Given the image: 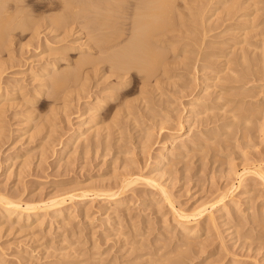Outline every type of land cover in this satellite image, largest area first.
I'll use <instances>...</instances> for the list:
<instances>
[{"label":"rangeland","instance_id":"1","mask_svg":"<svg viewBox=\"0 0 264 264\" xmlns=\"http://www.w3.org/2000/svg\"><path fill=\"white\" fill-rule=\"evenodd\" d=\"M182 1L192 7L187 12L192 18L180 13L188 11L179 8ZM230 1L234 0H176L179 12L173 22L179 24L169 40L176 45L168 41L155 45L164 61L149 82L146 73L135 70L123 74L125 81L116 79L114 52L103 54V42L93 44L100 35H92V29L74 25L52 32L46 20L65 10L55 0H29L12 14L24 20L29 15L24 23L31 24L23 26L25 32L18 28L11 47L0 46V111L4 112H0V193L22 195L25 202L39 205H50L61 195L79 197L61 217L49 210V215L34 213L32 220L18 224L4 216L0 264H264V180L257 177L264 169V0H235L238 12ZM184 14L191 19L196 15V21L183 18ZM1 16L0 25L6 21ZM180 16L188 21L181 22ZM180 22L186 23L185 30ZM38 25L41 35L32 40V29ZM112 31L103 34H121L119 42L129 37L128 32ZM120 44L116 49L125 43ZM242 50L247 56L244 62ZM83 58L90 61L80 70ZM225 60L230 63L229 76L221 75L224 82L201 93L202 75H212L209 69L203 74L197 70L212 64L222 70ZM248 60H253L251 65ZM52 65H57L54 73L46 74ZM53 77L69 79L63 84L64 93L58 92L59 99ZM112 87L118 88L115 97H110ZM198 95L202 102L191 106ZM97 100L102 101L100 108ZM192 110L195 119L189 117ZM86 121L97 131L96 137L90 136L87 148L77 143L75 150H65L69 139L83 132L79 126ZM184 138H189L188 145ZM160 156L168 159L162 170L154 168ZM132 174L155 181L122 191L117 206L116 196H94L96 189L124 185ZM202 205L208 210L200 215ZM38 216L44 219L40 228L34 226ZM181 216L195 222L192 232L184 230L187 219ZM66 253L75 257L65 259Z\"/></svg>","mask_w":264,"mask_h":264},{"label":"bare ground","instance_id":"2","mask_svg":"<svg viewBox=\"0 0 264 264\" xmlns=\"http://www.w3.org/2000/svg\"><path fill=\"white\" fill-rule=\"evenodd\" d=\"M0 1H2L1 3H3V5L1 4L0 5V16L1 15H4V17L6 18V21H5V23L3 22V19H1V21L3 22V24H1L0 25V46H2V47H5V46H12L13 44H14V42H15V40H17V39H14L12 36L13 35H15L16 33V31L18 30V28L21 30L22 29V31H24L25 29H27V27L26 28H24L23 26H25L26 25V23H24L25 21H27V17L26 16H28L29 17V15H26L25 16V14H24V11H23V13L22 14H24V16H25V20H24V18H23V16L21 17V15H20V17L18 16V17H14L12 14H14V12H20L21 11V9L22 8H25L26 7V5H28L30 2H29V0H0ZM51 1V0H50ZM58 1V2H57ZM55 0V3H57V4H59V5H62L63 6V8H65V10H63V15L62 16H58V17H55L54 19H51V21H47L46 19V24L48 23V25H50V27H49V29H51V31L52 32H55L56 30H54L55 28L57 29V30H62L63 28H65V30L66 29H68V28H70L69 26H74V25H76V26H78L79 28H83V30L84 29H92L91 30V33H92V31H93V33H92V35L94 34V35H96V34H99V35H97V37L99 36V39H97V40H95V42L96 43H93L94 45H96V47L97 46H101L102 45V47H100V48H102L103 50H101L102 52L103 51H105V52H108V51H112V52H114V55H113V57H109L110 55H108V53H107V55H108V58L107 59H111L113 62V66H112V69H116V71H118V73L117 72H113V73H117V74H119L118 76H117V78L116 79H118L119 81H125V80H123V79H125V77H124V75L123 74H125V73H130L132 70L134 71H137L139 74L140 73H146L147 75H145V77L147 76V78H146V81H148V80H150V79H152V78H155V75H157L156 73H158V71L155 69L156 68V66L158 67V65L159 64H161V62H163L162 61V53H161V55L162 56H160V54H158V52H160V49L158 50V51H156L155 52V49H156V47L157 46H155V45H158V43H159V45L160 44H162V43H166V41H168V43H173V44H175L173 41H171V42H169V40H170V38H171V35H174L175 33L173 32V27L174 28H176V26L179 24V22L177 23V25L175 26V22H173L174 21V18H175V15H178V14H174V13H178L179 12V10L177 9V7H176V9H177V11L175 10V6H178V5H176L177 3H176V0ZM226 1V0H225ZM183 2V1H182ZM221 2H224V1H221ZM231 2V1H230ZM234 2V3H233ZM233 2H231V4L233 3V7H232V9L233 10H237L236 8H238L237 7V1L235 2V0L233 1ZM239 2V1H238ZM28 3V4H27ZM179 3V2H178ZM226 3H228V2H225V4L224 5H226ZM25 4V7L23 6ZM180 4V3H179ZM183 6H179V8L181 9L182 7L184 8V10H185V8L186 9H188V7H190V6H188L189 4H188V2H186V1H184L183 2ZM229 4V3H228ZM227 4V5H228ZM239 4V3H238ZM50 5V4H49ZM227 5L224 7L223 5V7L224 8H226L227 7ZM61 6V7H62ZM32 8V7H31ZM182 8V9H183ZM192 7H190V9H191ZM232 9H230V10H232ZM23 10V9H22ZM192 10V9H191ZM239 10V9H238ZM238 10H237V12H238ZM182 12H189V9H188V11H181L180 13H182ZM191 12V11H190ZM233 12V11H232ZM16 13V14H17ZM180 13H179V15H180ZM192 13V12H191ZM183 14V13H182ZM188 15H190V17L192 18L193 16H192V14H190V13H187ZM12 15V16H11ZM18 15V14H17ZM125 16V17H124ZM182 16V15H181ZM180 16V19L183 17H188L187 15H185L184 14V16H182L181 17ZM3 17V18H4ZM174 17V18H173ZM190 17H188L190 20V22H193V20H195V18H196V15H194V19H191ZM0 18H2V16L0 17ZM31 18V17H30ZM28 19L29 21L31 20V19ZM33 18V17H32ZM182 18V19H183ZM38 19V18H37ZM179 18H178V20H180ZM180 20L181 22L183 21H185V22H187L188 21V19H183V20ZM5 20V19H4ZM39 20V19H38ZM177 20V21H178ZM187 20V21H186ZM192 20V21H191ZM205 20V19H204ZM32 21V20H31ZM176 21V20H175ZM196 21V20H195ZM34 22V21H33ZM180 22V28H183L182 27V25H184L185 26V24H183V23H181ZM15 23H18L19 24V26H17ZM194 23V22H193ZM196 23V22H195ZM202 23H203V20H202ZM29 25L31 24L30 22L28 23ZM41 24V23H40ZM45 24V25H46ZM204 24V23H203ZM203 24H202V26H203ZM16 25V26H15ZM29 25H26V26H29ZM47 25V26H48ZM174 25V26H173ZM33 26H34V24H33ZM36 26V25H35ZM32 27V26H31ZM38 28L36 29H32V30H34L33 32L30 30V27H28L29 28V30L33 33V35H32V40L33 39H39V35H41L40 34V32H39V30L41 29L40 27V25H38L37 26ZM51 27H53V28H51ZM66 27H68V28H66ZM77 27V28H78ZM179 27V26H178ZM191 27V26H190ZM34 28V27H33ZM72 28V27H71ZM186 28V27H185ZM192 28V27H191ZM173 29V30H172ZM184 29V28H183ZM187 29V28H186ZM72 30V29H71ZM71 30H70V35H71ZM88 30V31H89ZM108 30H113L114 31V33L116 32V33H121L122 32V34L123 33H125V32H128L129 33V35H126V36H129L128 38L126 37V36H123V37H125V38H127V39H125L124 40V42L123 43H125L123 46H121V44H123L122 42H119V40L120 39H122V37H120L121 36V34H117L118 36L117 37H113V35L112 34H110V35H112L111 37H108V35L106 36H104V32L106 31V32H108ZM172 30V31H171ZM179 30V29H178ZM185 30V29H184ZM184 30H182V31H184ZM189 30V29H188ZM68 31V30H67ZM112 31V32H113ZM181 31V30H180ZM25 32V31H24ZM57 32V31H56ZM55 32V33H56ZM171 32H173L174 34H171ZM43 33V32H42ZM90 33V34H91ZM104 33V34H103ZM183 33H185V32H183ZM52 34V33H51ZM195 34V33H194ZM204 34H206V33H204ZM43 35V34H42ZM56 35V34H55ZM76 35V34H75ZM80 35V34H79ZM102 35V36H101ZM178 35V34H177ZM180 35V34H179ZM182 35V34H181ZM203 35V34H202ZM60 36V35H59ZM66 36H67V34H66ZM65 36V37H66ZM91 36V35H90ZM115 36V35H114ZM246 36V35H245ZM56 37V36H55ZM69 37V36H68ZM96 36H95V38H97ZM174 37H176V36H174ZM67 38V37H66ZM173 38V37H172ZM31 39V38H30ZM56 39H57V37H56ZM69 39V38H68ZM93 39V38H92ZM174 39V38H173ZM245 39V38H244ZM243 39V40H244ZM20 40V39H19ZM32 40H30V42H32ZM42 40V39H41ZM67 40V39H66ZM90 40H91V38H90ZM123 40V39H122ZM246 40V39H245ZM245 40H244V42H245ZM34 42V41H33ZM32 42V43H33ZM93 42V41H92ZM101 42H103V44L101 43ZM194 41H192V43H193ZM21 43V42H20ZM31 43V44H32ZM43 43V42H42ZM41 43V44H42ZM56 43V42H55ZM66 43V42H65ZM97 43H98V45H97ZM99 43H101V45H99ZM120 44V46L122 47V48H117L119 51H117V53H116V51H114L113 49H115V50H117L116 49V47H119L118 45ZM243 43V42H242ZM16 44V43H15ZM52 44V43H51ZM76 44V43H75ZM247 44V43H246ZM17 45V44H16ZM30 45V44H29ZM71 45V44H70ZM82 45V44H81ZM176 45V44H175ZM174 45V46H175ZM195 45H196V43H195ZM252 45V44H251ZM26 46V45H25ZM45 46V45H44ZM80 46V45H79ZM85 46V45H84ZM92 46V45H91ZM91 46H89V49L91 50L92 48H91ZM170 46V45H169ZM173 46V45H172ZM171 46V47H172ZM174 46H173V48H174ZM203 46V45H202ZM201 46V47H202ZM249 46V45H248ZM1 47V48H2ZM22 47H24V46H21V48ZM155 47V49H153ZM159 47V46H158ZM251 47V46H250ZM249 47V48H250ZM6 48V47H5ZM48 48V47H47ZM87 48H88V46H87ZM161 48V47H160ZM199 48V47H198ZM206 48V47H205ZM244 48V47H243ZM158 49V48H157ZM156 49V50H157ZM172 48H170V50H171ZM204 49V48H203ZM88 50V49H87ZM86 50V51H87ZM6 52V51H5ZM101 52V53H102ZM105 52H103V54L105 53ZM204 52V51H203ZM9 53V52H8ZM193 53V52H192ZM11 54V53H10ZM109 54H111V52L109 53ZM1 55H2V52H1ZM106 55V54H105ZM106 55V56H107ZM213 55H214V53H213ZM212 55V56H213ZM106 56H105V59H106ZM204 56H206V55H204ZM215 56V55H214ZM1 57V56H0ZM242 60H243V62L246 60V58H247V56H246V54H245V52H244V50H242ZM87 58V57H86ZM163 58H164V56H163ZM221 58V57H220ZM104 59V60H105ZM107 59L105 60V61H107ZM109 59V60H110ZM166 59H167V57H166ZM197 59H198V57H197ZM202 59H204V57L202 58ZM216 59V58H215ZM219 59V58H218ZM1 60V59H0ZM3 60V59H2ZM83 60V62H79L80 63V65H78V66H80L78 69H80V70H82V69H85V67L84 68H82L81 69V67L82 66H84L85 64H86V62L87 61H90L89 60V58H88V60L86 61H84V58L82 59ZM103 60V61H104ZM111 60L109 61V62H111ZM195 60V59H194ZM199 60H201V59H199ZM212 60H213V58H212ZM4 61V60H3ZM97 61V60H96ZM95 61V62H96ZM102 61V62H103ZM104 61V62H105ZM211 61V60H210ZM227 61V62H226ZM229 60H225V63H227L226 65H225V67H222V70L220 69H215V67H213L212 65H214V64H212V65H210V66H202L201 65V67H200V69H198L197 71L199 72V73H202L203 72V70L205 69L206 71L209 69V71H211L210 73H211V77L209 78H207L206 77V75H202V78H201V85H200V91H201V93L203 92V93H205V94H208V90H210L211 88H217V85L220 83H222V80H223V78L221 77V75L222 76H224V74H228V72H231V70H230V66H228V64H230L229 62H228ZM251 61V60H250ZM253 61V60H252ZM251 61V62H252ZM257 61V60H256ZM94 62V63H95ZM99 63H100V61H98ZM98 62H96L97 64H99ZM247 62H249V60L247 61ZM246 62V63H247ZM251 62H249L248 64H250ZM258 62V61H257ZM93 63V62H92ZM90 64V63H89ZM108 64V63H107ZM192 64H193V61H192ZM252 64H254V66H255V61H254V63H252ZM88 65V64H87ZM92 65H94V64H92ZM91 65V67H93ZM109 65H110V67H111V63H109ZM166 65V64H165ZM251 65V64H250ZM249 65V67H252V66H250ZM56 66L57 65H52L51 67H47L46 69H45V71H46V74H48V75H51V74H53L54 73V70H55V68H56ZM86 66V65H85ZM89 66V65H88ZM96 66V65H95ZM161 66H163V63L161 64ZM167 66V65H166ZM169 66H171V65H169ZM168 66V67H169ZM219 66V65H218ZM253 66V67H254ZM87 67V66H86ZM114 67V68H113ZM217 67V66H216ZM207 68V69H206ZM218 68V67H217ZM220 68V67H219ZM254 68H256V66L254 67ZM254 68H252V69H254ZM114 69V70H115ZM169 69V68H168ZM2 70V69H1ZM113 70V71H114ZM245 70V69H244ZM251 70V69H250ZM247 71H248V69H247ZM252 71V70H251ZM73 72V71H72ZM79 72V71H78ZM101 72V71H100ZM208 72V71H207ZM198 73V74H199ZM236 73V72H235ZM235 73H234V75H235ZM245 73V72H244ZM243 73V74H244ZM247 73V72H246ZM248 73H250V71H248ZM142 74V75H143ZM203 74V73H202ZM1 75V74H0ZM94 76H95V74H93ZM126 75V74H125ZM165 75V74H164ZM209 76V75H208ZM227 76H229V74L227 75ZM104 77V76H103ZM195 77V76H194ZM234 77H236V76H234ZM0 78H1V76H0ZM55 77H53V80L52 81H54L55 82V84L54 85H52L53 87H55V89L54 90H56L55 92H57V93H55V95H56V97H57V94H58V92L61 94V93H64L63 92V90L64 89H66V86H65V88H64V86H63V84L64 83H66L67 82V80H69V79H64L65 77H61V78H55ZM67 78V77H66ZM114 78V79H115ZM144 78V77H143ZM200 78V77H199ZM224 78H225V76H224ZM238 78V77H237ZM236 78V79H237ZM51 79H52V77H51ZM105 79V78H104ZM128 79V78H127ZM44 80V79H43ZM46 80H49V79H46ZM65 80H66V82H65ZM225 80V79H224ZM224 80H223V82H224ZM228 80H230L229 79V77H228ZM238 80V79H237ZM42 81V80H41ZM40 81V82H41ZM51 81V80H50ZM49 81V82H50ZM107 81V80H106ZM117 81V80H116ZM197 81V80H196ZM207 81H212L211 82V85H208L207 83ZM232 81H235V79L234 80H232ZM44 83H46V85H47V81L45 82V81H43ZM74 82H75V80H74ZM141 82V81H140ZM149 82V81H148ZM226 82V81H225ZM1 83V82H0ZM122 83V82H121ZM146 83V82H145ZM2 84V83H1ZM52 84V83H51ZM124 84V83H123ZM123 84H121V85H123ZM48 85H49V83H48ZM119 85V84H118ZM116 86H117V84H116ZM48 87V86H47ZM113 88V87H112ZM147 88V87H146ZM24 89V88H23ZM120 89V88H119ZM117 90H118V88L117 87H114L113 89H111V91L110 92H112L111 93V95H110V97H115L116 95H117ZM65 91V90H64ZM145 91V90H144ZM2 85H0V97L2 96ZM102 93H103V91H102ZM14 94V93H13ZM37 96V95H36ZM199 97L198 98H196V99H194L192 102H191V106H195L197 103H200V102H202V99H203V97H201L200 95H198ZM60 97V96H59ZM109 97V98H110ZM55 98V97H54ZM58 98V97H57ZM192 98V97H191ZM219 98V97H218ZM59 99V98H58ZM57 100V99H56ZM108 100V99H107ZM106 100V101H107ZM144 100V99H143ZM192 100V99H191ZM3 103V102H2ZM96 108H100L101 107V104H102V101H99V100H97L96 102ZM8 106V105H7ZM10 107H12V106H10ZM193 108V107H192ZM224 108V107H223ZM8 109H10V108H8ZM194 109H195V107H194ZM3 109H1V111H2ZM99 110V109H98ZM207 110L208 109H206V110H204V113H206L207 112ZM0 111V112H1ZM4 112L2 111V113H1V115L3 114ZM191 114L189 115V117L192 119H195V112H194V110H192L191 112H190ZM204 113H202L204 116H205V114ZM117 115V114H116ZM97 118H98V116H97ZM92 122V121H91ZM194 122V121H193ZM91 123H90V121L88 122V121H86V122H84L82 125H80L79 126V128H80V130L81 131H83V132H81V133H79V134H75L74 136H72L70 139H69V141H68V143H67V145H66V147H65V150H75L76 149V146L74 147V145L75 144H77V143H81V145L82 146H80V147H84V148H87V146H89L90 145V143L92 142V141H90L89 140V138H90V136L93 134V136L95 135V137H96V132L94 131V129H92L93 127L90 125ZM91 126V127H90ZM76 131V130H75ZM99 136V135H98ZM96 139V138H95ZM171 139V138H170ZM182 139V138H181ZM183 141V140H182ZM189 141V138L188 139H186L185 140V138H184V141H183V143H185V144H187L186 142H188ZM171 142V141H170ZM180 142V141H179ZM190 142V141H189ZM172 143V142H171ZM181 144V143H180ZM184 145V144H183ZM188 145V144H187ZM184 148V147H183ZM83 149V148H82ZM187 149V148H186ZM84 150L85 149H83V152H84ZM82 151V150H81ZM85 151H87V149L85 150ZM178 152V151H177ZM85 153H87V152H85ZM72 155V154H71ZM71 155H69L68 156V158L67 159H71ZM73 158V157H72ZM167 161H168V159H167ZM167 161H166V159H165V157L164 156H160V158L158 159V162H157V164H156V167H154V168H157V169H159V168H161V170L164 168V166L166 165V163H167ZM27 163V162H26ZM259 167V166H258ZM258 168L256 167V170H257ZM256 170H255V173L257 174V172H256ZM260 170V169H259ZM261 170H263L264 171V169L262 168ZM260 170V176H259V174L257 175V177L258 178H260L262 181L264 180V173H261V172H263V171H261ZM251 171H253V170H251ZM254 172V171H253ZM158 173V172H157ZM164 173V172H163ZM163 173H160V175L161 176H163L164 174ZM138 174H140V172L138 173ZM244 174V173H243ZM242 174V175H243ZM247 174V173H246ZM245 174V175H246ZM251 174V173H250ZM254 174V173H253ZM128 175H126V177H127ZM153 176V175H152ZM157 176V175H156ZM146 177V176H145ZM154 178V177H153ZM153 178H150V177H147V178H143V176L141 177V176H139V175H134V174H132V175H129L127 178H126V180L124 179V181H125V184L124 185H122V186H120V187H117L118 185H120L121 183H119L118 185H116L115 186V188L113 189V188H110V187H112V186H108L107 188H109V189H106V187H105V189L107 190V191H105L104 189V191L102 190V189H100V191H102V193L99 191V189H94L95 191H93L94 192V196L96 195L97 197L100 195H102L101 197L103 198V199H112L111 197H114V196H116V199L114 200V204L117 206V205H119L122 201L120 200L121 199V197H122V191H124V190H129L128 188H132L133 186H135V187H137L138 185V183L139 182H143V183H146V184H149V185H151L152 186V183L155 181ZM163 178V177H162ZM242 178H245V177H243L242 176ZM241 178V179H242ZM240 179V178H239ZM240 179V180H241ZM243 181V180H242ZM242 181H241V183H242ZM264 182V181H263ZM123 184V183H122ZM142 185V184H141ZM241 185V184H240ZM140 186V185H139ZM153 187L155 188V189H160V191H162L163 193L164 192H167V191H164L163 190V188L162 187H160V185H153ZM90 190H93V189H90ZM97 190L100 192V193H98L97 192ZM114 190H116L115 192H114ZM132 190H133V188H132ZM166 190V189H165ZM231 191H232V189H231ZM230 192V191H229ZM233 192V191H232ZM82 193H84V192H82ZM87 193H89V191L87 192ZM86 193V194H87ZM125 193V192H124ZM225 193V192H224ZM21 194V193H20ZM75 194V193H74ZM226 194V193H225ZM78 195H79V193H78ZM164 195V194H163ZM166 195V194H165ZM164 195V196H165ZM224 195V194H223ZM223 195H222V197H220L221 199H223ZM232 195V194H231ZM58 196V195H57ZM62 196V195H61ZM60 196V197H61ZM85 195L83 194V196L82 197H84ZM93 196V197H94ZM167 196H170L169 195V193H167ZM225 196V195H224ZM24 197V196H23ZM59 197V199H57L56 198V200H55V198H54V201L52 200L51 201V204L49 205V204H44V205H39L38 203H36V204H33V203H35V202H30V203H27V202H25L24 201V199L22 198V195H20L19 197L17 196V197H10V196H8V195H6V194H2V192L0 193V205H1V210L3 211V215H1V218H0V222H3L4 221V219H3V217L4 216H9V217H12L13 218V220H12V223H13V221L15 222V220H16V223H18V224H20V223H22V221H24V220H26L27 222H29L30 220H32L33 219V217H32V214H34V213H45L46 215H49L50 214V211H52L53 213H55L56 215H57V217H61V216H63V214H64V211H65V208H67L66 206H68V205H70L72 202L71 201H75L74 199L75 198H78L79 196H76V195H69L68 194V196H66L65 195V197H62V198H60ZM88 197V196H87ZM100 197V198H101ZM85 198V197H84ZM95 198V197H94ZM165 198V197H164ZM170 198V197H169ZM80 199V198H79ZM167 199V198H166ZM226 199V198H225ZM78 200V199H77ZM127 200V199H126ZM31 201H33V200H31ZM167 201V200H166ZM71 202V203H70ZM47 203V202H46ZM50 203V202H49ZM41 204V203H40ZM170 204H172L171 203V201H170ZM173 205V204H172ZM115 206V207H116ZM174 206V205H173ZM202 207V209H199V211H198V213L200 214V215H202L205 211L207 212V208H204L203 207V205L201 206ZM174 211H175V209L174 208H172ZM50 210V211H49ZM196 211V212H197ZM180 213H185V212H181V211H179ZM177 213V212H176ZM175 213V214H176ZM195 213V212H194ZM220 213V212H219ZM44 214V215H45ZM179 213H177V215H178ZM212 214V213H211ZM221 214V213H220ZM45 215V216H46ZM53 215V214H52ZM174 215V214H173ZM186 215V214H185ZM196 215V214H195ZM206 215V214H205ZM54 216V215H53ZM180 216V215H179ZM189 216V215H188ZM188 216H181V217H184V219H187V221L185 222V223H183L182 225V227L184 228V230L186 229V230H190L189 232H192V229H191V227L192 226H195L196 224H195V222L194 221H192L191 219H189V217ZM47 217V216H46ZM51 217V216H50ZM57 217L55 218V219H57ZM194 217V216H193ZM193 217H191V218H193ZM195 217H197V216H195ZM203 216H201V218H202ZM26 218V219H25ZM200 218V219H201ZM46 219V218H45ZM62 219V218H61ZM183 219V218H182ZM199 219V220H200ZM196 220V219H195ZM198 220V221H199ZM185 221V220H184ZM210 221H212V222H214L215 221V217L213 216V214L211 215V217H210ZM209 221V222H210ZM211 222V223H212ZM37 223V224H36ZM36 223L34 224V226H36V228L37 227H39V226H41L43 223H44V219H43V216H42V218L41 217H39L38 216V218H36ZM199 223V222H198ZM16 225V224H15ZM65 226V225H64ZM40 228V227H39ZM194 230V229H193ZM198 231V230H197ZM71 237V240L73 241V236H70ZM77 240V239H76ZM75 240V241H76ZM62 241H63V239H62ZM67 241V240H66ZM64 242V241H63ZM74 242V241H73ZM76 243V242H75ZM70 244V243H69ZM50 246V245H49ZM72 248V247H71ZM51 250V249H50ZM68 250H69V248H68ZM95 250V249H94ZM63 252V251H62ZM61 252V253H62ZM71 253V252H70ZM64 255V254H63ZM62 255V256H63ZM66 256H63V258H65V259H67V258H70L71 256H69V254L68 253H66L65 254ZM71 255V254H70ZM74 257H75V255H74ZM73 257V258H74ZM61 258V257H60ZM72 257H71V259H73ZM62 259V258H61ZM76 259V258H75Z\"/></svg>","mask_w":264,"mask_h":264}]
</instances>
